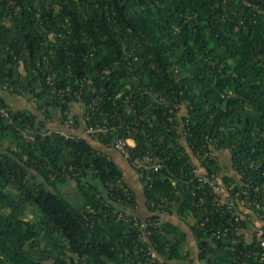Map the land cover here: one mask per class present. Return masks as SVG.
Here are the masks:
<instances>
[{
    "label": "trees",
    "instance_id": "trees-1",
    "mask_svg": "<svg viewBox=\"0 0 264 264\" xmlns=\"http://www.w3.org/2000/svg\"><path fill=\"white\" fill-rule=\"evenodd\" d=\"M0 102V264H264V0H0Z\"/></svg>",
    "mask_w": 264,
    "mask_h": 264
},
{
    "label": "built area",
    "instance_id": "built-area-1",
    "mask_svg": "<svg viewBox=\"0 0 264 264\" xmlns=\"http://www.w3.org/2000/svg\"><path fill=\"white\" fill-rule=\"evenodd\" d=\"M0 109L6 115L10 114V110L1 104H0ZM70 113H68L67 116L65 117L64 123H63L64 125H62V127L59 128V132L63 135H66V136L71 134L68 129L71 125H73V121H74L73 120L74 115H71ZM109 129H110V127H108V126L89 125L86 128L85 132L95 133V132L100 131L102 133L107 134ZM22 130H23V133L25 134V136H27L28 138H33L36 135V133L35 134L30 133L26 129H22ZM51 132H53V127H49V129L46 131H41V134L45 135L46 133H51ZM115 143H116L117 149H119L121 152L125 153V155L127 157L131 156V153H130L128 146H133L135 144V140L132 137H130V136L123 137V136H120L118 133L116 138H115ZM133 164L137 167H144V168L154 167L155 169H158L162 166V163L160 161L156 160V158L149 153L144 154L143 156L137 155V156L133 157ZM202 169L203 168H200L198 166V169H196V172L200 176L199 178L202 179L203 181L207 182L208 185L211 187L212 191L215 194V200H217L218 203H223V202L228 201V199H226L227 197L223 196L222 185L218 182L216 175L213 173L212 176H210V175L206 174V172H204ZM232 203L233 202H231V204ZM245 216H246L245 213H240L241 218H245ZM259 232L261 234L260 242H261V245L264 247V229L262 227H260Z\"/></svg>",
    "mask_w": 264,
    "mask_h": 264
},
{
    "label": "rangeland",
    "instance_id": "rangeland-1",
    "mask_svg": "<svg viewBox=\"0 0 264 264\" xmlns=\"http://www.w3.org/2000/svg\"><path fill=\"white\" fill-rule=\"evenodd\" d=\"M20 67H21V69H24V65H23V62L22 61H21ZM14 96H15V98H14L15 101L16 102L19 101V103L21 104L20 105L21 107H29V108H34L35 110H37L36 100L35 99L31 98L30 96H28L26 94H17L16 93ZM74 103H75V105H74V107L72 109V112L70 113L71 115H73L74 113L78 112V110L81 112L82 103L80 101H78V100H75ZM53 118L54 119L56 118V119L59 120L58 110H54V112H53ZM52 121H50V125H53ZM216 152H217V154H219V156L221 158V162L224 164V167H223V170H222L223 171V174H226L227 173V174H233V175L237 176L238 174L236 173V171H235L234 168L233 169L232 168H228V164H230L228 154L225 153L224 151H219V150L216 151ZM60 186H61L62 190L64 191V193L67 195V197L73 203H79L81 201L82 198L80 196V193L78 192V188H77V185H76V182H75L74 179H71V180H69L66 183H62ZM29 216H32V212H29ZM171 216L175 220L179 221V218L177 216H175V215H169L167 213L166 214H163L162 215V218L165 219V218L171 217Z\"/></svg>",
    "mask_w": 264,
    "mask_h": 264
},
{
    "label": "crops",
    "instance_id": "crops-1",
    "mask_svg": "<svg viewBox=\"0 0 264 264\" xmlns=\"http://www.w3.org/2000/svg\"><path fill=\"white\" fill-rule=\"evenodd\" d=\"M12 102L16 105V106H20L21 104L19 103V101H15V99L12 100ZM53 125L56 127H61L62 126V122L61 120H57L56 118L52 121ZM94 143L96 144L97 147L102 148L106 151L109 152V154L122 166L123 170H124V176L125 179L129 182V184L135 189V191L137 192L138 195V199H139V203L143 202V196H144V192H143V188H142V184H141V180L139 177V173L137 170H135L131 164L129 163L128 159L126 157H124L118 150H116L114 147L112 146H107L104 143H102L99 140H94ZM141 209L143 210V206L141 205Z\"/></svg>",
    "mask_w": 264,
    "mask_h": 264
}]
</instances>
